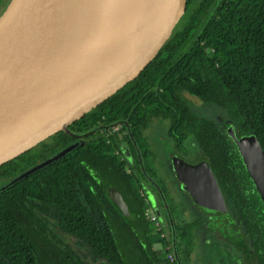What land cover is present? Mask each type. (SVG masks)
<instances>
[{
	"label": "trees",
	"instance_id": "obj_1",
	"mask_svg": "<svg viewBox=\"0 0 264 264\" xmlns=\"http://www.w3.org/2000/svg\"><path fill=\"white\" fill-rule=\"evenodd\" d=\"M9 1L0 0V15ZM186 93L224 108L227 126L197 114ZM121 120L128 121L147 172L167 198L174 231L159 229L148 218L151 202L137 176L144 173L133 145L136 171L116 152L121 149L116 133L108 141L107 129L84 140L59 131L0 165L2 186L80 142L62 158L0 190V264H168L169 251L155 244L167 245L174 238L180 264H191L195 231L204 221L208 228V219L178 216L179 203L167 180L158 176L157 151L146 134L157 120L169 121L167 133L178 157L195 147L196 158L213 170L257 253L256 264H264V204L227 131L232 126L238 136L254 132L264 147V0H198L188 21L142 74L69 128L83 134ZM110 186L122 192L130 216L108 196ZM158 188L154 191L160 195ZM162 212L169 222L167 209ZM222 240L239 257L228 264H245L236 248Z\"/></svg>",
	"mask_w": 264,
	"mask_h": 264
},
{
	"label": "water",
	"instance_id": "obj_2",
	"mask_svg": "<svg viewBox=\"0 0 264 264\" xmlns=\"http://www.w3.org/2000/svg\"><path fill=\"white\" fill-rule=\"evenodd\" d=\"M193 0H10L0 15V165L69 125L138 77L162 52L191 13ZM191 101L203 100L191 93ZM243 163L264 204V147L254 133L238 136ZM75 142L0 187L7 188L74 150ZM174 174L192 207L206 216L215 238L226 239L246 264L257 262L213 170L203 161L174 160ZM152 209L163 227L150 188ZM162 192V191H161ZM108 196L125 216L129 204L115 186ZM173 227V218L170 217Z\"/></svg>",
	"mask_w": 264,
	"mask_h": 264
},
{
	"label": "rangeland",
	"instance_id": "obj_3",
	"mask_svg": "<svg viewBox=\"0 0 264 264\" xmlns=\"http://www.w3.org/2000/svg\"><path fill=\"white\" fill-rule=\"evenodd\" d=\"M192 107L197 114H199L200 116H206V117L211 118L220 127L225 128L227 126L228 117L226 115L225 109L222 108L221 106H218L215 104L203 105V104H198V103L193 102ZM167 129H168V122L157 121L148 130L147 134L150 137V139L153 141L154 146L157 150L156 159L154 160V163L156 164V167H157L158 176L169 180L172 177V175H171V173H172V171H171L172 159L176 157L177 152L175 150L174 151L172 150L173 142H172L171 138L167 135ZM80 139L84 140V138H80ZM122 149L124 150V153H126L127 156L131 155L128 147L126 146V143L123 144ZM195 150H196L195 147L192 148V146H190V151L188 150L189 155L184 154V157L188 160H193L196 156H198V155H196L198 150H196V151ZM172 180H174V177H172ZM8 182H5V184ZM3 185H4V183H3ZM171 189H172V194L174 195L175 193H177L176 191L178 190V187L175 183H173V187H171ZM179 190L181 192V196L183 195L182 199L184 200V202H182L180 204H178V202H177V204L180 207V209H179L180 212H179L178 216L184 220H187V221H194L195 217L199 216V214L190 205V198H189L188 194L181 191L180 188H179ZM163 201L165 203H167L166 199H163ZM158 205H159V203H158ZM165 208H166V206H165ZM183 209L184 210L189 209V213L185 214L184 211H182ZM148 210H149V212L154 211L152 209V206ZM167 213H168V211H167ZM178 216H176V218ZM205 233H207V232H205ZM195 234H196L195 239H196V241H198L196 246L200 245V249H198L196 251L197 258H196L194 264H219L220 261H221V263H224V262H227L231 258L230 254H232V252H235L233 250V248L230 245H228L225 241L219 240L217 238L216 239L214 238L215 244L213 246L209 247L207 245L208 248L204 249L205 245L203 243H204V236L205 235L203 234L202 231H199V230L198 231L196 230ZM219 242H222V243H219ZM218 244H221L223 247H226V250H228L230 252V254L229 253L228 254L223 253L222 250L217 248ZM215 248H217V249L215 250ZM196 249H197V247H196Z\"/></svg>",
	"mask_w": 264,
	"mask_h": 264
},
{
	"label": "flooded vegetation",
	"instance_id": "obj_4",
	"mask_svg": "<svg viewBox=\"0 0 264 264\" xmlns=\"http://www.w3.org/2000/svg\"><path fill=\"white\" fill-rule=\"evenodd\" d=\"M197 4H198V0H193V2L191 3V5H190V9H191V13L196 9V7H197ZM191 13L189 14V16L191 15ZM189 16H188V18H189ZM188 18H187V20H186V22L188 21ZM214 67H219V66H217V65H214ZM193 102V101H192ZM203 105H205L204 103H202ZM157 121H163V122H168V127H169V121L168 120H157ZM156 121V122H157ZM103 125H105V124H101V125H99L98 127H100V126H103ZM108 125H112L111 127H109V128H103V129H98L97 131H102V130H104V129H107L108 131L107 132H109V130H111L112 128H114L115 126H116V130L115 131H112L108 136H106V138H107V140L108 141H110V136L112 135V134H114V133H116L117 134V136L120 138V145H121V149L118 151H116L118 154H121V156H122V159H124L126 162H127V166H131V167H133V170L134 171H136V162H137V160H136V156H135V154L133 153V150H132V145L136 148V150H137V152H138V159H139V162H140V166H141V169H142V171H143V173L144 174H141L140 172L137 174V176H138V178L140 179V181H142V183H144L145 185H146V188L145 189H147V188H150L152 191H153V193H154V195H155V197H156V200H157V202L159 203V206H160V208H161V212H162V210H166L167 209V211H168V216H169V222H166L167 220L165 219V222H166V226H170V227H172V225H171V222H170V217H171V213H170V210H169V207H168V201H167V198H166V196L164 195V193L163 192H161V194L160 195H158L155 191H154V189H157L158 188V185H157V183H156V180H155V178L152 176V175H150L148 172H147V170H146V167H145V163H144V159H143V157H142V155H141V152H140V150L138 149V143H137V141H136V139L134 138V135H133V133H132V131H131V128H130V125H129V123H128V121L127 120H121V121H115V122H112V123H110V124H107V126ZM153 126V125H152ZM97 128V127H96ZM168 130V129H167ZM96 132V131H95ZM148 132V131H147ZM147 132H146V134H147ZM167 135H168V133H167ZM147 136H148V134H147ZM169 136V135H168ZM85 137H87V135L86 136H84L83 138H85ZM170 137V136H169ZM148 138H149V140L151 141V143H153V141L150 139V137L148 136ZM172 140V139H171ZM172 142H173V140H172ZM126 143V146L128 147V149H129V151H130V156H127L126 155V153H124V150L122 149V146H123V144H125ZM153 147H154V149L156 150V148H155V146H154V143H153ZM172 150L174 151L175 150V148H174V143H173V148H172ZM157 151V150H156ZM176 158H182V159H186L185 157H178V155L176 154V157L175 158H173L172 159V169H171V171H172V173H171V175H172V177H174V180H172V177L169 179V180H167V182L169 183V190H170V195L172 196V198H175L176 200H177V202L180 204V203H182V202H184V200L182 199V196H181V192H180V190H179V188L181 189V187L179 186V183L177 184V182H178V180H177V178L175 177V174H174V160L176 159ZM186 160H188V159H186ZM196 160H200V159H197L196 157L193 159V160H188V161H196ZM200 161H202V160H200ZM97 177L99 178V175H97ZM172 180V181H171ZM177 180V181H176ZM172 182V183H171ZM173 183H175L176 185H177V187H178V190L176 191V192H178L179 194H180V196L181 197H178V194L177 193H175L174 195L172 194V189H171V187H173ZM111 187V186H110ZM116 187V186H115ZM159 190H160V188H158ZM161 191V190H160ZM181 191H183L182 189H181ZM184 192V191H183ZM186 193V192H185ZM186 194H188V193H186ZM188 196H189V194H188ZM124 197V196H123ZM189 198H190V196H189ZM163 199H166V201H167V203H165L164 201H163ZM190 205H191V199H190ZM164 206V207H163ZM165 206H166V208H165ZM192 206V205H191ZM197 211V210H196ZM148 212V211H147ZM163 213V212H162ZM197 213L199 214V216L197 217V218H195L194 220H197V219H199V218H201V213L200 212H198L197 211ZM156 214V213H155ZM163 215V214H162ZM158 217V216H157ZM159 219V218H158ZM160 221V220H159ZM208 221V220H207ZM206 221H204V223L202 224L203 226H206V223H205ZM160 224L162 225V223H161V221H160ZM208 224V223H207ZM201 225V226H202ZM163 226V225H162ZM165 227V226H164ZM200 227V226H199ZM160 229V228H159ZM197 230V229H196ZM207 230V232H209L210 234H212L210 231H209V229L207 228V227H205V230L204 231H206ZM172 231H174L173 230V228H172ZM164 233V232H163ZM214 236V235H213ZM167 245H170L171 246V251H173V253L176 255V257H177V259H176V261H177V263L178 264H180V259H179V249H178V245H177V241L175 240V238H174V240H173V243H170V244H167ZM197 245V244H196ZM223 251V253H229L230 254V252L228 251V250H226V248L224 249V250H222ZM191 257H192V255H191ZM230 259L227 261V262H224V263H219V264H228L232 259H235V262H238V260H239V257L237 256V254L235 253V252H232V254H230ZM243 258V257H242ZM244 260V259H243ZM176 261L174 262V263H176ZM173 263V264H174ZM244 263H245V261H244ZM246 264V263H245ZM256 264V263H255Z\"/></svg>",
	"mask_w": 264,
	"mask_h": 264
},
{
	"label": "crops",
	"instance_id": "obj_5",
	"mask_svg": "<svg viewBox=\"0 0 264 264\" xmlns=\"http://www.w3.org/2000/svg\"><path fill=\"white\" fill-rule=\"evenodd\" d=\"M177 194H178V197H181L180 196V194L177 192ZM187 210V211H186ZM186 210H182V211H184V213L185 214H187V213H189V209H186ZM198 216H196L195 218H197ZM205 227H207V226H200V227H198L197 228V231L199 230V231H202L203 232V234L205 235L204 236V245H205V248L204 249H206V248H208L207 247V245L210 247V246H213L214 244H215V242H214V236H213V234H210L209 232H207V231H203V230H205ZM205 232H207V233H205ZM216 239V238H215ZM196 242H198V241H196ZM219 243H222V242H219ZM197 244V243H196ZM161 243H156L155 244V247L156 248H160L161 247ZM216 246V245H215ZM197 247V249L195 248V250L193 251V253H192V257H191V264H194L195 263V260H196V258H197V255H196V251L198 250V249H200V245H198V246H196ZM217 248H219L220 250H224L226 247H223L221 244H218V246H217ZM217 248H215V250L217 249ZM219 263H221V261L219 262Z\"/></svg>",
	"mask_w": 264,
	"mask_h": 264
},
{
	"label": "built area",
	"instance_id": "obj_6",
	"mask_svg": "<svg viewBox=\"0 0 264 264\" xmlns=\"http://www.w3.org/2000/svg\"><path fill=\"white\" fill-rule=\"evenodd\" d=\"M215 65L219 66V62H216ZM116 129L117 128L115 126L111 130H109V132H107L106 136H108L112 131H115ZM147 215H148L149 220L152 221V222H154V224H155V226L157 228H160L161 227L160 221H159V219H158V217H157V215L155 214L154 211L153 212H149V210H148ZM164 234L165 233H162L163 236H165ZM161 246H162V248L164 250H168L169 251L168 254H167V259H168V262L167 263L168 264H173L176 261L177 257L173 253V251H171V246L170 245H163V244Z\"/></svg>",
	"mask_w": 264,
	"mask_h": 264
}]
</instances>
